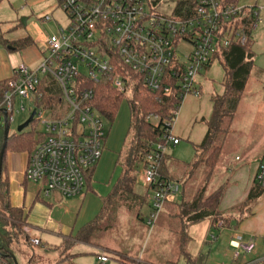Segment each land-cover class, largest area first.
<instances>
[{
    "label": "built area",
    "instance_id": "obj_1",
    "mask_svg": "<svg viewBox=\"0 0 264 264\" xmlns=\"http://www.w3.org/2000/svg\"><path fill=\"white\" fill-rule=\"evenodd\" d=\"M57 3L69 16V24L66 28L59 26L47 37L37 69L20 66L14 70L0 103V119L4 120L7 113L10 123L16 99L34 104L35 118L43 113H38V105L46 104L49 98L59 103L65 100L69 106L68 112H58L42 123L44 140L30 155L25 172V179L40 185L47 198L55 193L63 198L83 194L86 172L102 158L106 128L91 85L109 82L128 99L136 87L144 86L153 94H174L182 105L187 96L201 95L198 77L224 48L238 40L242 45L247 43L245 27L249 19L254 31H264V7H225L223 0H198L194 14L186 18L158 13L151 0ZM52 20L51 15L42 18V22ZM184 44L193 46L187 55L179 53ZM45 78L59 86L62 99L52 94L53 86ZM180 107L171 111L162 141L145 158L140 172L143 183L155 188L146 221L149 227L159 219L169 196L180 191L179 184L159 174L162 157L180 142L172 134ZM21 111L26 109L21 106ZM148 121L157 124L162 119L155 115ZM254 184L264 189V160ZM216 228L227 227L220 221ZM24 232L32 246L42 245L40 237L31 236L28 228ZM211 239L216 241L217 237L212 235ZM231 247L233 260L238 261L244 254L253 253L256 245L253 238L248 242L239 238L231 242ZM98 261L104 264L108 258L98 256ZM0 264H8L1 253Z\"/></svg>",
    "mask_w": 264,
    "mask_h": 264
},
{
    "label": "rangeland",
    "instance_id": "obj_2",
    "mask_svg": "<svg viewBox=\"0 0 264 264\" xmlns=\"http://www.w3.org/2000/svg\"><path fill=\"white\" fill-rule=\"evenodd\" d=\"M10 1L12 7L18 9L19 19L22 22L24 19H28V23L34 21L38 23L44 38L55 33L59 26L66 28L70 22L67 13L58 7L57 0H45L32 5L27 4L26 0ZM257 6L264 7V0H257ZM174 7V3L167 4L164 2L157 9V12L166 16H172ZM51 8L54 9L53 14L57 22L50 21L47 25L41 26L38 17ZM6 14L7 12L3 10L0 15L1 20ZM0 27L7 28L6 25ZM23 32H25V28L24 26H20L12 36L17 37L23 34ZM263 34L264 31L261 29L258 30L255 33V41L260 42ZM0 49H4V53L10 56V59L12 57L11 60L13 62L19 61L22 58L25 66L29 69H35L42 61V56L37 46L28 47L22 52H8L2 45H0ZM192 50V45L184 44L179 53L187 55ZM32 53H36V55L34 56L33 54L32 56L34 57L30 58L29 56ZM255 68L256 71H262L256 64ZM256 71L253 76L256 75ZM223 78V67L219 60H215L211 67L202 72L198 77V82L204 86V93L198 99L199 101L192 100L191 95L187 96L174 119L172 134L181 138V144L168 148L166 152L171 158L169 165L172 169L171 172H173L174 182H177L178 177L181 175H178V166L183 167L185 164H191L196 160L194 146L200 143L204 129L206 128L202 118L204 116L209 118L211 115V96L220 95L224 92L222 85ZM261 93L262 85H258L256 80L251 79L247 92L244 94V102L233 122L232 132L228 137L225 152L222 156V166L215 171L213 180L208 184L209 192L217 189L222 184H225L226 187L233 185L229 183L232 172L224 168L229 162L235 165L233 170L238 171L244 166L246 167L245 171L248 172L252 170L255 163L254 160L260 159L261 151L264 147V104L261 101ZM52 94L58 99L64 97L63 92L57 84H54ZM21 106L26 109L25 112L21 111ZM38 106L41 108L38 113L43 112L42 115L37 116L34 123L24 130V132H33L32 136L34 140H37L38 134L43 132L44 127L42 123L45 120L50 119L51 116L56 117L58 112L66 113L69 110V106L65 100L60 103L58 101L52 104L41 103ZM15 108L9 127V135L11 137L20 134L18 132L19 127L29 120L36 106L28 101L21 103L20 99H16ZM104 124L106 128V140L104 142L103 155L95 166L96 172L93 179H91V171L95 167L90 168L86 172V189L83 194L72 198H63L60 196L61 198L58 199L56 195L47 198L44 196L40 185L28 182L26 186L28 192L26 209L29 213V222L33 227H39L44 230L45 233L39 236L42 240L41 246H32L24 238L14 244L15 250L13 255L17 258L19 264H101L98 261V255L108 258V263L106 264H135L133 260L139 261L142 259L152 260L154 264H166L171 261L183 264V258L180 259V250L183 244V234L180 232L182 229L177 222L171 221L166 212L168 211L167 208H165L164 213L160 215L153 227H149L146 223L150 216L148 204L152 201L151 197L148 199V204L142 209L141 218L144 222L126 212H122L121 215H118V222L114 226L113 231L107 234L105 240L99 242L102 245H110L115 250L125 252L131 260L120 262L117 258L105 255L104 252H99L92 246L71 243L69 248L65 247L63 235H70L73 230L75 232L100 213L102 209V198L110 193L121 174V168L117 165V160L118 153L123 148L131 124L130 98H124L120 104L115 120L110 123L107 119H104ZM253 149L254 154H257L254 157L255 159H251L253 161L245 163L244 160L248 159V155L250 154V157L252 156L253 152L251 153V151ZM237 156L242 158V160L236 161ZM7 159L12 163L16 176L18 173H21V170L25 166L27 168L29 161L26 155L13 152L8 153ZM16 176H13L15 179L12 182L11 190V198L14 204L17 203L20 197L18 195L22 189L19 184V179ZM87 179L89 180L88 188ZM240 186L245 187L243 185ZM146 187L140 175L136 191L140 194H145ZM234 189L235 186L232 190L234 191ZM37 191H40V197L45 202L50 203L51 206L43 203H36L32 206L30 197L36 194ZM171 197L174 200L180 201V194L176 198L174 195L169 196L168 201H172ZM246 199L235 207L242 205ZM255 204L250 206L249 212L242 216L240 215L239 209L234 211L232 222L237 224L238 221L240 224L249 218ZM235 207L228 212L233 211ZM59 232L63 233L60 234ZM186 233L187 231H185L184 235ZM212 233L217 237V241L209 240L210 242L205 245L203 253L207 259L205 261L206 264H229L233 262L234 250L230 247V242L238 235L242 236L243 242H247L248 239L246 233H240V227H236L235 230L215 228ZM31 236L38 235L31 234ZM254 242L256 245L255 251L242 256V260L245 263L263 259L264 238L256 236ZM256 264L259 263L257 262Z\"/></svg>",
    "mask_w": 264,
    "mask_h": 264
},
{
    "label": "trees",
    "instance_id": "obj_3",
    "mask_svg": "<svg viewBox=\"0 0 264 264\" xmlns=\"http://www.w3.org/2000/svg\"><path fill=\"white\" fill-rule=\"evenodd\" d=\"M9 0H0L1 5ZM155 8L162 4L174 3L175 7L172 15L178 18H186L193 15L198 0H151ZM225 7H236L239 0H223ZM245 31L248 36L247 43L242 45L240 41H234L228 48H224L217 55L223 70L224 78L222 85L224 93L214 95L211 99L212 114L206 122L207 133L201 144L195 145L196 160L185 166H178V182L184 183V193L181 202L167 201L165 208L167 215L172 222H177L181 227L182 248L180 250V259L183 258L186 264H205L204 255L192 257L187 251L189 242L188 229L205 220H212L214 225L223 221L225 226H231L232 215L239 209L240 215L249 212L250 206L264 195V189L253 185L246 201L233 209L231 212L224 213L220 211L221 202L226 193V185L222 184L217 189L209 192L208 184L214 178L215 171L222 166V156L225 152L228 137L233 128V122L237 113L244 102V94L247 92L251 79L260 81L264 76L261 71L255 68V53L253 45L256 42L255 33L252 29V20L249 19ZM0 43L10 45L16 50H23L30 46L32 40L25 38L10 43L0 38ZM257 72L256 75L253 74ZM256 76V77H255ZM9 81H0V103L4 92L9 88ZM44 81L51 86L54 84L50 78ZM96 90V105L100 109L104 119L112 123L120 107V104L127 95L115 89L111 83L104 82L100 85H91ZM130 98L131 124L127 132L122 150L118 154L117 165L121 168V174L117 184L112 192L102 199L103 207L98 216L85 225L75 237L69 236L64 241L65 247L69 248L71 241L78 244L100 246L101 240H105L108 233L112 232L118 222V215L126 212L129 215L142 220V209L148 204L155 188L146 187L145 194L136 191L140 172L145 158L152 152L156 143L161 142L166 133V122L171 119V111L181 106V101L174 94L167 95L153 94L146 87L142 86L134 90ZM46 103L52 104V98L46 100ZM159 116L161 123L148 121L150 116ZM33 122L30 124L32 125ZM10 127V121H8ZM33 132H22L11 137L6 146L3 159L2 174L0 179V253L5 258L6 263L11 264L10 256L14 254V244L21 241L22 238L29 243V237L24 232L27 226L28 214L20 207H15L10 202V178L8 172L9 152L24 154L28 158L35 148L44 140V136L38 134L37 140L33 139ZM4 145V120L0 119V153ZM171 158L164 154L160 161L159 174L161 178L174 181L173 172L169 165ZM94 169L91 171L93 178ZM177 170V171H178ZM197 178V179H195ZM196 180V181H195ZM195 181V185L193 183ZM87 188L89 180L87 179ZM152 203V201H151ZM150 203V209H151ZM149 205V204H148ZM239 222L237 221V226ZM232 228V227H227ZM187 231L186 235H184ZM30 244V243H29ZM105 250L112 257L120 262L131 260L125 252L105 247ZM264 257V256H263ZM135 264H151L149 262H137ZM166 264H178V262H168ZM233 264H245L240 258ZM259 264H264L261 261Z\"/></svg>",
    "mask_w": 264,
    "mask_h": 264
},
{
    "label": "crops",
    "instance_id": "obj_4",
    "mask_svg": "<svg viewBox=\"0 0 264 264\" xmlns=\"http://www.w3.org/2000/svg\"><path fill=\"white\" fill-rule=\"evenodd\" d=\"M41 1H45V0H26V3L29 4V5H32V4L39 3ZM10 3H11L10 0L6 1V2H4L1 5V8H0V15H1L3 10H5L7 12V14L4 16V18L2 20H1V17H0V26H2V25H6L7 26V28L0 27V38L2 37L4 40H6V41H8L10 43H13V42H16L18 40L25 39V38H30L32 40V43L28 47L37 46V48H38V50H39V52H40V54H41V56L43 58V49L45 47V43H46V39L47 38H44V36L42 35V30H41L40 26L35 21L32 22V23H30V22L28 23V19H24L23 22H22L19 19L20 16H19L18 9H15L14 7H12V5ZM9 6H11V7L9 8ZM239 6H243V7H254V6H257V0H239ZM53 11H54V9L51 8V9H49L46 12H44L42 15H40L38 17L39 24L41 26L42 25H47L50 22V21L42 22V18L44 16H46V15H51V17L53 18L52 22H57L54 14H53ZM20 26H24L25 32H23V34H21V35H19L17 37L12 36L13 33H15V30H17ZM262 36L263 37L260 40V42L256 41L254 43L253 51H254V53L256 55L255 64L257 65V67L262 69V71L261 70L260 71L262 73H264V34ZM0 45H2V47H4L6 50H8V52H17V51L22 52L23 50L28 48L27 47V48H25L23 50H16L14 47H12L10 45H4V44H1V43H0ZM4 52H5L4 49L3 50L0 49V81H5V80L10 79L12 77V75H13L14 70H16L17 67L25 66V62L22 60V58H20L19 61L13 62L11 60L12 57L10 59V56H7L6 53H4ZM33 54L34 53L30 54L31 56H29V57L33 58L36 55V53L34 54V56H32ZM17 65H19V66H17ZM38 66L35 69H37ZM35 69H31V70H35ZM256 81H257L258 85L259 84L262 85L261 101L264 104V76H263V78L260 81H258L257 79H256ZM199 87H200L201 95L199 97L192 96L191 97L192 100L199 101L198 99L204 93V86L200 82H199ZM223 93H221V94H223ZM185 99H184V101H185ZM211 99H212V96L210 98V102H211ZM211 114H212V112H211ZM210 117H211V115H210ZM210 117L206 118L204 116L202 118V121L205 123V125H206V122L210 119ZM206 133H207V126L204 129V134H203L202 140L200 141L199 144L202 143ZM174 137L179 139L180 142H179L178 145H180L181 144V138L179 136H175V135H174ZM199 144H196V145H199ZM178 145H176V146H178ZM176 146H173V147H176ZM251 153H252V156L250 157V154H249L248 155L249 156L248 159L244 160L245 163H248L249 161H253L251 159H255L254 157L257 154H254V149L251 151ZM235 160L236 161H241L242 158H239L237 156ZM263 160H264V147L262 148L260 159H257V160L255 159L254 160L255 163H254V166H253L251 171H248V172L245 171L246 167H244V166H243V168H241L238 171L237 170H233L235 165L231 164L230 162H229V164L226 167H224L226 170H229V172H232L231 175H230V182L229 183L233 184V185L231 187H227L226 188L225 196H224V198H223V200L221 202V205H220V211H222L224 213H227L230 209H232L236 205L240 204L241 202H243L248 197V195H249V193L251 191V188L254 185V179H255V176H256V173H257V170H258V166H259L260 162H262ZM8 172H9V178H10V202H11V204L13 206H15V207L23 208L25 210V213L28 214L26 228H28L30 230L31 234L38 235V236H41V234L43 235L45 233L44 230L40 229L39 227H37V228L33 227L30 224V222H29V213H28V211L26 209V201L28 199L27 198L28 197V194H27L28 192L26 190L27 189L26 186L28 184V181L25 179L26 166L24 167L23 170H21V173H18V175L16 176L15 172L13 170L12 163L8 161ZM95 172H96V167L94 169L93 177L95 175ZM13 176H16L19 179V184L22 187V189H21V191H20V193L18 195L20 197L17 200L16 204H14L12 202V198H11L12 197V195H11L12 182L15 179V177H13ZM117 182H118V180H117ZM117 182H116V184H117ZM176 183L179 184L180 191H179V193L174 195V197L176 198V196H178L180 194V201L174 200L173 197H171V200L174 201V202H181L182 198H183V193H184V183L178 182V181ZM115 185L113 186V188L115 187ZM240 185H243L245 187L243 188ZM234 186H235V189L233 191L232 188ZM113 188H112V190H113ZM112 190L110 191V193L112 192ZM53 195H56V197H58V199L61 198L59 194L55 193ZM107 196H105V197H107ZM105 197H103V198H105ZM30 199L32 200V206H34L36 203H43V204H46L48 206H51L50 203L45 202L44 199H42L40 197V191H37V193L32 195L30 197ZM102 207H103V203H102ZM149 208H150V204H149ZM150 211H151V209L149 210V212ZM162 213H164V211ZM93 220H91V221H93ZM90 222H88V223H90ZM87 224H85V225H87ZM235 225L236 224L234 222H232L231 226H225V227H232V228H226V229H233V230H235L236 227H240V233H246L248 235L247 242L250 241L252 238L254 239L256 236L257 237L261 236V237L264 238V195L257 201L255 206L253 207L250 217L247 218L246 220H244L243 222H241L240 224H238L237 226H235ZM84 226L80 227L75 232L73 230V232H71L70 235H68V236L64 234L63 235V240L66 241L69 238V236L75 237L77 235V233ZM216 227L217 226L214 225L213 221L208 219V220H205V221H203L201 223L193 225V226H191L188 229L189 242L187 243L186 251L193 258L194 257H198L200 255H204L205 256V254L203 253V250L205 249V245L210 242L209 240H212L211 239V236L213 235L212 231ZM59 233L62 234L63 232H59ZM239 238L242 239V236L238 235L232 241L234 242V241L238 240ZM231 242H230V247H231ZM71 243H75V242L71 241ZM77 244L78 243H76V245ZM78 245H85V244H78ZM86 246H92L93 248H95V250H97L99 252H104L105 255H109V256H111V255L106 252L105 247L114 249L110 245H107V246L106 245H100L98 247L97 246H93V245H86ZM117 251H119V250H117ZM98 256H100V255H98ZM183 261H184V259H183ZM137 262H149L151 264H154L152 260H143L142 259V260H139ZM233 262H231L229 264H233ZM252 262L254 264H256L257 262L260 263V261H257V260H253ZM106 263H108V261ZM106 263H104V264H106ZM183 264H186L185 261L183 262ZM205 264H206V262H205Z\"/></svg>",
    "mask_w": 264,
    "mask_h": 264
},
{
    "label": "water",
    "instance_id": "obj_5",
    "mask_svg": "<svg viewBox=\"0 0 264 264\" xmlns=\"http://www.w3.org/2000/svg\"><path fill=\"white\" fill-rule=\"evenodd\" d=\"M4 116H5L4 118V145L0 153V179H1V174H2L3 159H4V155L6 151L7 142L9 139V123H8L7 113H5ZM34 118H35V112L31 114L29 120L26 123H24L22 126L19 127L18 132L22 133L26 128H28L30 124L33 122ZM10 258L12 259L13 264H19L17 261V258L14 255L10 256Z\"/></svg>",
    "mask_w": 264,
    "mask_h": 264
}]
</instances>
